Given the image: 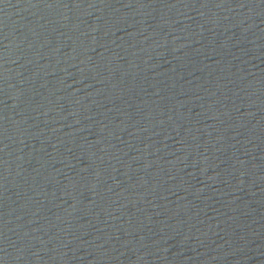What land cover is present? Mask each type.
I'll use <instances>...</instances> for the list:
<instances>
[{
  "label": "water",
  "instance_id": "1",
  "mask_svg": "<svg viewBox=\"0 0 264 264\" xmlns=\"http://www.w3.org/2000/svg\"><path fill=\"white\" fill-rule=\"evenodd\" d=\"M0 264H264V0H0Z\"/></svg>",
  "mask_w": 264,
  "mask_h": 264
}]
</instances>
